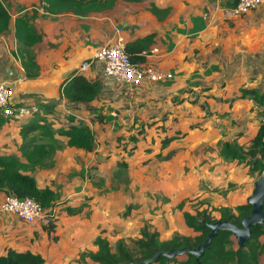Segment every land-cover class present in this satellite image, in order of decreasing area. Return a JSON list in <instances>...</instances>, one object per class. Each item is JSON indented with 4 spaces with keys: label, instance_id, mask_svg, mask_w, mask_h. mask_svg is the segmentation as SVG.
<instances>
[{
    "label": "crops",
    "instance_id": "0c3cea01",
    "mask_svg": "<svg viewBox=\"0 0 264 264\" xmlns=\"http://www.w3.org/2000/svg\"><path fill=\"white\" fill-rule=\"evenodd\" d=\"M3 2L11 21L0 35V81L14 85V102L33 104L34 114L51 126L52 133L41 131L32 142L49 146L50 155L26 174L35 179L38 189L54 192L56 200L52 231L0 210V257L12 250L39 255L43 264H82L81 255L96 252L97 237L109 243L139 238V229L149 218L144 210L153 202L158 212L165 213L182 204L180 212L174 210L178 214H194L189 207L199 202L195 211L206 209L216 219L220 214L215 209L233 210L246 204L256 175L249 174L245 163L224 161L219 144L235 142L246 151L261 127L264 103L258 104L250 95L234 98L242 89L264 97V4L228 17L225 12L232 0H118L111 10L78 17L49 14L41 0ZM151 7L168 13L159 18ZM33 12V27L42 35L32 48L40 74L28 81L13 57L14 20ZM151 35L150 44L137 53L140 48L134 42ZM117 37L135 50L140 63L171 74V79L130 86L107 76L101 63L80 69L96 49ZM141 53L146 57H139ZM74 72L101 85L99 96L88 105L61 97V85ZM47 103L55 105L50 114L38 108ZM34 114L22 120V126L37 117ZM98 116L102 120L91 121ZM68 117L89 125L95 136L92 152L68 147L67 139L55 134L69 125ZM3 118L5 128L18 122ZM20 127L16 139H0L1 156L21 159ZM141 129L145 134L131 142L130 136ZM177 131L185 136L161 150L160 140L177 137ZM121 134L128 139L117 137ZM169 152L171 159H156L157 154L164 157ZM124 163L127 167L118 182L117 170ZM149 169L154 172L147 179ZM134 187L142 190L131 198ZM6 197L0 192V206ZM129 204L138 208L121 219L118 213ZM152 224L155 230L156 223ZM184 230L181 236L193 235Z\"/></svg>",
    "mask_w": 264,
    "mask_h": 264
},
{
    "label": "trees",
    "instance_id": "16d2710c",
    "mask_svg": "<svg viewBox=\"0 0 264 264\" xmlns=\"http://www.w3.org/2000/svg\"><path fill=\"white\" fill-rule=\"evenodd\" d=\"M118 0H41L44 3V10L52 15L58 14H73L78 17H87L91 14L102 13L111 10ZM125 2H139L140 0H122ZM235 6V0L230 3V8ZM151 12L162 18L168 13V9L159 10L151 7ZM35 13L31 15L25 13L14 20V39L16 48L13 52V57L19 61L21 68L24 71V78L28 81L35 80L40 69L35 60L32 48L42 41V35L33 27ZM11 21L9 11L0 0V35L8 30ZM152 35L141 40H136V47L140 48L137 53L144 50L146 44H150ZM134 49H130V45L125 44V52L130 57L131 61L139 62ZM61 97L68 103L88 105L94 101L101 92L99 81L89 80L83 75L71 74L60 87ZM247 95L257 99L258 104L264 103V97L259 96L255 90L240 91V96L237 98H245ZM233 99V100H234ZM55 107L54 104L39 105V109L44 113L50 114ZM26 125L19 129V136L23 141L20 147L21 159L16 156H1L0 155V192H4L7 196L17 198H32L42 207L49 208L53 206L56 200V195L49 189L40 190L37 187L36 181L32 176L26 174L34 166L40 165L41 162L50 155L51 148L44 144L32 145L41 131L52 133L50 124L42 123V119L34 114ZM100 119L102 116L93 117L91 119ZM70 122L66 128H60L55 131V134L67 139L66 146L83 150L87 153L95 149V136L92 134L88 124L80 120H75L74 117H68ZM6 120L0 116V128ZM180 131L176 132L177 137H164L160 140L161 150L169 146L177 138L184 137L180 135ZM145 134V131L134 133L130 136L131 142L135 143L136 139ZM29 136H32L30 142H25ZM120 139V138H119ZM220 156L224 161H238L245 163L249 168L250 175H256L259 178L264 173V128L260 127L257 135L250 140L246 151L240 148L235 142H223L219 144ZM31 148V149H30ZM129 155L131 156V152ZM173 156L169 152L166 156L161 153L156 155L158 161H167ZM123 168L127 165L121 164ZM182 210V204L177 207ZM219 212L220 217L216 219L206 209L202 211L196 210L194 214L183 211L181 220L183 225L192 232V236L173 235L169 240H161L159 233L156 231H148L143 228L140 231V238L135 241L136 251L128 249L124 241H117L114 247L101 237H97L94 245L97 247L96 252H87L81 255V260L86 256L96 264H125L127 262L135 263L142 259H148L153 255L155 249H163L169 251L171 249H182L185 247L194 249L203 243L209 233V230L203 226L202 221L206 223H214L217 220L231 222L234 225L240 226L241 220L248 216L251 212V206L245 204L231 209H215ZM71 213L75 212L70 210ZM264 212V205H263ZM54 223L47 229L52 231ZM264 222L262 226H255L251 229L250 239L245 243L243 248H239L232 235L228 232H218L217 237L212 240L210 248L205 250L203 257L199 263L191 256L175 257L167 260L159 257L154 264H260V258L264 252ZM44 260L39 255H34L30 252L17 253L9 250L5 256L0 257V264H43Z\"/></svg>",
    "mask_w": 264,
    "mask_h": 264
},
{
    "label": "built area",
    "instance_id": "2783aa9c",
    "mask_svg": "<svg viewBox=\"0 0 264 264\" xmlns=\"http://www.w3.org/2000/svg\"><path fill=\"white\" fill-rule=\"evenodd\" d=\"M264 0H235V6L228 9L225 15L238 17L254 11ZM154 52H157L154 50ZM146 57V53L139 55ZM103 65L104 73L119 83L130 86H139L143 82L160 83L171 79V74L162 73L153 65L131 61L125 52V45L121 37L108 45L99 47L93 55L81 63L80 69L86 71L94 63ZM0 112L2 116L13 120H24L37 112L35 106L25 107L14 102V85L0 82ZM260 126L264 128V117L260 120ZM0 210L16 215L27 224H34L48 228L54 223V207L44 208L32 198H17L7 196L0 206Z\"/></svg>",
    "mask_w": 264,
    "mask_h": 264
},
{
    "label": "water",
    "instance_id": "95a60500",
    "mask_svg": "<svg viewBox=\"0 0 264 264\" xmlns=\"http://www.w3.org/2000/svg\"><path fill=\"white\" fill-rule=\"evenodd\" d=\"M8 75V74H7ZM246 204L251 206V212L248 216L241 220L240 226L234 225L231 222L224 220H217L210 224L202 221L209 233L203 243L196 248L191 249L188 247L182 249H171L165 251L163 249H155L153 255L148 259H142L135 263L127 262L125 264H154L159 257L170 260L175 257H183L185 255L191 256L199 263L203 257L205 250L210 248L213 239L217 237L218 232L224 231L232 235L239 248H243L245 243L250 239L251 229L255 226H262L264 222V173L257 178L254 183L253 191L247 198Z\"/></svg>",
    "mask_w": 264,
    "mask_h": 264
},
{
    "label": "rangeland",
    "instance_id": "374dc122",
    "mask_svg": "<svg viewBox=\"0 0 264 264\" xmlns=\"http://www.w3.org/2000/svg\"><path fill=\"white\" fill-rule=\"evenodd\" d=\"M0 82H3V81H0ZM18 104L25 106V107L33 106V104H27V103H19L18 102ZM0 116H2L1 112H0ZM25 120H23V121H25ZM21 121L22 120H18V122L12 123V125L8 126V128H5V125H4V127H1L0 128V139H16L15 138L16 130L19 126H22V124H23ZM117 137H120L121 139H128L127 134H121ZM117 137H115V139ZM120 145H122V144H120ZM143 164L145 165V162ZM124 170H125V168H123V167L122 168L120 167V169L117 170V174H116L115 179L118 180V182L121 178H123ZM153 172L154 171L152 169H149V173H148L149 175L147 176V179L150 178V175H152ZM137 176L138 175H136V174L134 175V177H137ZM130 183H131V181L128 182V184H130ZM140 190H142L141 187H134L133 190H131V192H129V195L131 196V198H133L135 196V194H137V192H140ZM156 198H157V196H156ZM157 200H159V199L157 198ZM163 201L165 202L166 198H163ZM197 205H199V202H197V203L193 202L192 205H190L189 208L191 209V211H193V213L195 212L194 208H196ZM151 206H152L151 208H149L150 206H147L146 209L144 210L145 212L147 211L149 218H146L148 220H146L145 223L143 224V227H141L139 229V232H138L139 238H140V231L144 227L147 228L148 231H150V232L156 231L157 233H159V235L161 236V239H164V237H166L167 235H171V236L172 235H181V233L183 231H185L184 230L185 227H184L183 222L181 220V214L174 212V210H178V209H176V206H171L170 209L172 207L173 208H172V211H170L169 213H165V211H163V212L159 211L158 212V208L156 207V202H153L151 204ZM128 208H129V210H128ZM137 208H138L137 205L132 206L131 204H129L127 206V208L125 207L124 211L121 214L118 213V216L121 219L129 218L132 210H135ZM148 208H149V211L147 210ZM178 212H180V211L178 210ZM157 217H158L159 221L154 220ZM216 217L219 218V215H216ZM118 220L119 219H113V221H116V222ZM152 223H156L155 230L152 229L153 228ZM129 230L131 232L133 231V227L131 225H129ZM134 234H136V232H134ZM109 236H110V234H109ZM139 238L130 237L124 243L128 249H130L132 251H136V245L134 243ZM116 243H117V241L111 242L110 244L112 247H114ZM261 243H264L263 239H261ZM85 259L81 260L82 264H96L95 262L90 260L88 257H86ZM260 264H264V252L260 258Z\"/></svg>",
    "mask_w": 264,
    "mask_h": 264
}]
</instances>
